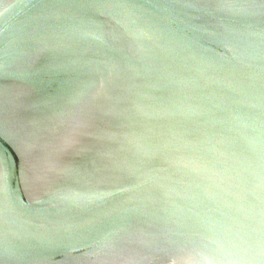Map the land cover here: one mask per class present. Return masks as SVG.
<instances>
[{"label":"water","instance_id":"water-1","mask_svg":"<svg viewBox=\"0 0 264 264\" xmlns=\"http://www.w3.org/2000/svg\"><path fill=\"white\" fill-rule=\"evenodd\" d=\"M0 264H264V0H0Z\"/></svg>","mask_w":264,"mask_h":264},{"label":"snow or ice","instance_id":"snow-or-ice-1","mask_svg":"<svg viewBox=\"0 0 264 264\" xmlns=\"http://www.w3.org/2000/svg\"><path fill=\"white\" fill-rule=\"evenodd\" d=\"M3 156V154L2 153H0V157H2Z\"/></svg>","mask_w":264,"mask_h":264}]
</instances>
